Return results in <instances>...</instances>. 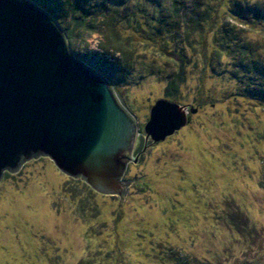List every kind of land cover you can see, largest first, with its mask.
Instances as JSON below:
<instances>
[{
    "label": "rangeland",
    "instance_id": "obj_1",
    "mask_svg": "<svg viewBox=\"0 0 264 264\" xmlns=\"http://www.w3.org/2000/svg\"><path fill=\"white\" fill-rule=\"evenodd\" d=\"M40 1L136 125L129 186L46 156L5 171L0 264H264V0ZM159 100L184 122L155 141Z\"/></svg>",
    "mask_w": 264,
    "mask_h": 264
},
{
    "label": "water",
    "instance_id": "obj_2",
    "mask_svg": "<svg viewBox=\"0 0 264 264\" xmlns=\"http://www.w3.org/2000/svg\"><path fill=\"white\" fill-rule=\"evenodd\" d=\"M51 12L35 0H0V183L46 156L96 192L127 196L120 179L136 125L98 58L72 52ZM183 122L177 105L159 100L144 131L161 140Z\"/></svg>",
    "mask_w": 264,
    "mask_h": 264
},
{
    "label": "trees",
    "instance_id": "obj_3",
    "mask_svg": "<svg viewBox=\"0 0 264 264\" xmlns=\"http://www.w3.org/2000/svg\"><path fill=\"white\" fill-rule=\"evenodd\" d=\"M36 3H41V1L39 0H35ZM78 1L75 3L74 9H78ZM44 8L48 11L51 12V10H53L54 8V4H52V2H49L48 4L44 5ZM52 13V12H51ZM77 21V20H76ZM172 85V82L170 84V86Z\"/></svg>",
    "mask_w": 264,
    "mask_h": 264
}]
</instances>
